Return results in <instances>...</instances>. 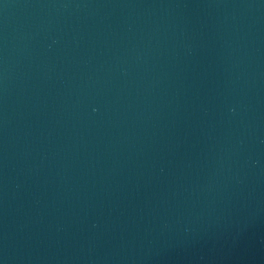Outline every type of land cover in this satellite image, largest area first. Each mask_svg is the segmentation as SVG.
I'll list each match as a JSON object with an SVG mask.
<instances>
[{
  "label": "water",
  "instance_id": "water-1",
  "mask_svg": "<svg viewBox=\"0 0 264 264\" xmlns=\"http://www.w3.org/2000/svg\"><path fill=\"white\" fill-rule=\"evenodd\" d=\"M0 264H264V0H0Z\"/></svg>",
  "mask_w": 264,
  "mask_h": 264
}]
</instances>
